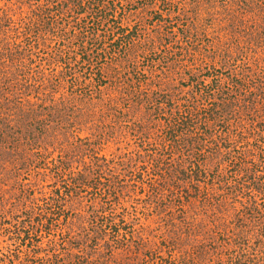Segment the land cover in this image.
Instances as JSON below:
<instances>
[{
  "label": "rangeland",
  "instance_id": "374dc122",
  "mask_svg": "<svg viewBox=\"0 0 264 264\" xmlns=\"http://www.w3.org/2000/svg\"><path fill=\"white\" fill-rule=\"evenodd\" d=\"M0 264H264V0H0Z\"/></svg>",
  "mask_w": 264,
  "mask_h": 264
}]
</instances>
